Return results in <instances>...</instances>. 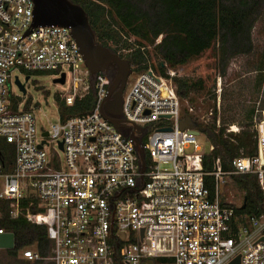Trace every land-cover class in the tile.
<instances>
[{
    "label": "built area",
    "instance_id": "built-area-1",
    "mask_svg": "<svg viewBox=\"0 0 264 264\" xmlns=\"http://www.w3.org/2000/svg\"><path fill=\"white\" fill-rule=\"evenodd\" d=\"M32 20L33 0H0V201L11 218L44 226L50 242L47 256L31 248L19 256L50 264H264V211L243 212L244 197L235 201L233 193L234 175L254 174L264 197V110L255 126L257 154L233 158L229 170L216 159L207 171L214 145L201 125L214 119L201 122L194 105L183 108L174 69L164 75L149 67L135 76L122 113L110 115L125 122L117 128L101 112L108 70L91 74L67 27H32L19 40ZM17 69L65 74L60 85L67 89L55 99L72 106L94 88L96 106L59 115L39 136L34 108L14 98ZM188 116L198 127H181ZM226 132L237 133L234 126ZM198 135L207 136L208 150ZM50 145L63 155L46 151ZM7 233L0 222V237Z\"/></svg>",
    "mask_w": 264,
    "mask_h": 264
},
{
    "label": "trees",
    "instance_id": "trees-1",
    "mask_svg": "<svg viewBox=\"0 0 264 264\" xmlns=\"http://www.w3.org/2000/svg\"><path fill=\"white\" fill-rule=\"evenodd\" d=\"M72 1L82 5L87 11L97 41L101 45L112 50L111 42H117L121 32L136 38L138 48L126 57L131 65L135 66L136 74L152 67L148 63V52L145 51L147 42L152 44L160 35H164L156 46L161 61L157 68L154 67L164 75L167 68L173 69L187 64L191 59L209 50L217 41L221 42L222 47H227L230 54L249 53L253 46L251 29L264 4V0ZM108 18L113 19L118 27L114 29L107 26ZM107 74L113 79L116 74L115 67L111 66ZM174 81L181 98L189 97L195 85L199 88L203 86L202 80L194 83L174 78ZM56 101L62 120L86 114L96 106L94 88L82 99H76L72 106L60 100L59 95L56 96ZM29 106L30 103L27 102L26 108ZM255 112V106L247 110L245 123L242 124L244 128L237 133H227V126L217 127L216 118L211 124L201 125V130L214 145V151L204 158L205 170L212 171L216 159H220L223 168L229 170L232 168L233 158L257 154V132L245 128L253 125ZM261 151L264 160V152L262 149ZM5 167L6 170L10 169L9 164ZM233 181L246 200L243 212H263L264 197L257 177L254 174H237L233 176ZM9 212L8 204L0 201L1 226L15 237V247L3 251L17 257L20 250L33 247L41 255L47 256L50 242L46 228L29 222L24 215L11 218Z\"/></svg>",
    "mask_w": 264,
    "mask_h": 264
},
{
    "label": "rangeland",
    "instance_id": "rangeland-1",
    "mask_svg": "<svg viewBox=\"0 0 264 264\" xmlns=\"http://www.w3.org/2000/svg\"><path fill=\"white\" fill-rule=\"evenodd\" d=\"M107 26L114 29L118 27L111 18L107 19ZM163 37L164 35H160L152 44L147 42L145 48L148 52V63L153 68H157L161 61L156 46ZM117 40V42H111V48L113 52L116 50L115 52L125 59L138 48L134 36L121 32ZM251 40L253 46L249 53L230 54L227 47H222L221 42L217 41L209 50L191 59L187 64L173 68L176 72L174 78L194 83L199 80L203 81L202 88L195 85L189 97L181 98L183 108L187 110L188 107L194 105L196 117L200 118L201 122L204 118L206 122L216 118L217 124L230 128L234 126L236 132H239L244 128L242 124L245 123L247 110L255 106L253 125L245 128L256 131V121L262 118L264 110V4L251 29ZM82 67L85 68L83 65ZM134 67L131 65V74L126 89L130 87V83L137 75ZM27 75H30L28 82H26ZM14 76L25 84V92H23L14 82L13 91L16 95L14 98L17 101H23L24 104L29 102L34 108L37 132L40 136L42 130H50L51 126L59 121L55 95L59 91L66 90L67 84L55 83L51 73L36 71L23 73L17 69ZM210 111L214 113L213 116H210ZM261 134V149L264 152V122L261 124ZM199 143L205 149L210 145L205 135H200ZM51 147L58 150L56 146L51 145L45 150L49 152ZM57 152L60 156L63 155L62 152ZM233 193L235 201L243 199V193L236 186H233ZM30 248L33 249V247ZM0 257V264H50L49 262L31 263L21 256H11L4 251L1 252ZM153 262L164 264L167 261L155 259Z\"/></svg>",
    "mask_w": 264,
    "mask_h": 264
},
{
    "label": "water",
    "instance_id": "water-1",
    "mask_svg": "<svg viewBox=\"0 0 264 264\" xmlns=\"http://www.w3.org/2000/svg\"><path fill=\"white\" fill-rule=\"evenodd\" d=\"M41 26H64L69 28L91 74L107 71L111 66L116 67L115 77L111 81L109 90L101 103L102 106L104 102L105 107L103 109L102 106L101 112L115 127H123L125 125L123 120L110 115L118 116L122 113V95L131 74L130 61L98 43L96 32L92 27L87 11L82 5L72 0H33V20L28 30L19 40L27 36L32 27ZM65 77V74H63L61 78L54 79V82L64 84ZM18 84L20 89L25 92L24 85L19 81ZM181 127L194 129L198 127V124L188 116L181 122ZM193 133L198 134L199 132L194 130ZM139 153L143 158L144 152L141 148H139ZM243 207H245V204ZM13 246L14 235L12 233L1 235V248L11 249Z\"/></svg>",
    "mask_w": 264,
    "mask_h": 264
},
{
    "label": "bare ground",
    "instance_id": "bare-ground-1",
    "mask_svg": "<svg viewBox=\"0 0 264 264\" xmlns=\"http://www.w3.org/2000/svg\"><path fill=\"white\" fill-rule=\"evenodd\" d=\"M199 138H200V135H198V138H197L198 142H199ZM209 147H210V145H209ZM209 147H208V148H206V149H209Z\"/></svg>",
    "mask_w": 264,
    "mask_h": 264
},
{
    "label": "flooded vegetation",
    "instance_id": "flooded-vegetation-1",
    "mask_svg": "<svg viewBox=\"0 0 264 264\" xmlns=\"http://www.w3.org/2000/svg\"><path fill=\"white\" fill-rule=\"evenodd\" d=\"M115 67V66H114ZM115 69H116V67H115Z\"/></svg>",
    "mask_w": 264,
    "mask_h": 264
}]
</instances>
